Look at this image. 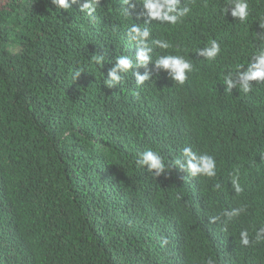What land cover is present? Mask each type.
<instances>
[{"label":"trees","instance_id":"16d2710c","mask_svg":"<svg viewBox=\"0 0 264 264\" xmlns=\"http://www.w3.org/2000/svg\"><path fill=\"white\" fill-rule=\"evenodd\" d=\"M84 2L65 11L52 0H0V264H264V239L255 240L264 227V82L244 93L222 80L264 46V0H248L245 23L231 8L222 14L228 0H181L190 13L176 25L152 21L148 43L153 60H190L184 84L153 62L120 73L112 88L104 81L118 56L135 59L127 30L144 25L145 10L124 15V0H99L90 18ZM212 40L215 59L196 54ZM135 72L150 79L138 88ZM185 147L213 156L216 176L176 166ZM148 149L166 173L136 166Z\"/></svg>","mask_w":264,"mask_h":264},{"label":"clouds","instance_id":"9594fccd","mask_svg":"<svg viewBox=\"0 0 264 264\" xmlns=\"http://www.w3.org/2000/svg\"><path fill=\"white\" fill-rule=\"evenodd\" d=\"M52 2L56 5L57 9L67 11L73 9V5L79 3V0H52ZM98 3L99 0H85L81 4L79 11L85 13L90 18H94ZM124 3L126 7L122 14L131 16L130 9L134 11L137 4H142L145 11L139 15L141 17H147V19L143 26L134 23L127 30L128 39L135 42L139 48L135 59L130 58L128 55L118 56L115 67L108 72L110 78L106 79L104 83L108 88H112L123 79L120 73L127 74L134 68L147 67L150 63L154 62L158 69L170 70V76L175 82L181 85L184 84L188 78V74L193 71L192 63L181 55L172 54L159 55L153 60L151 55L152 47L148 43L152 33L148 25L152 21H157L161 24L176 25L182 22L183 18L190 13L191 9L187 6L181 7V0H142L140 3L137 0H124ZM229 8H231V16L234 20L238 19L241 23L247 22L249 17L248 0H228L221 10L225 17L228 14ZM260 27L264 29V22L261 23ZM258 36L264 38V33H258ZM151 44L160 49H168L171 47L169 42L163 39H151ZM220 51V44L216 40H212L210 41V46L199 49L196 54L208 60H213ZM91 59H94L97 64H100L104 63L105 56L94 54ZM80 74L81 71L77 70L74 74V80ZM134 75L138 88L150 79V74L148 73L141 75L139 72H135ZM222 80L227 86V91L232 92L233 88H237L244 93L251 91L253 82H264V46L260 47L252 56V59L247 63V67L243 64H236L235 71H229L223 76ZM182 156L183 159H177L174 161V164L186 171L188 175L192 177L198 175L206 177L216 176V161L213 156L209 154H197L190 147L183 149ZM136 166L138 168L147 166L149 173L154 177L166 173L170 167L165 163L162 155L152 149L145 150L138 155ZM153 170L155 171L153 172ZM231 183L236 192L242 191L238 173L232 176ZM240 211L242 209H234L229 215H239ZM261 239H264V227H261L255 236L257 242ZM240 241L245 246L249 245L250 239L247 231L240 233ZM207 264H213V261L209 259Z\"/></svg>","mask_w":264,"mask_h":264}]
</instances>
